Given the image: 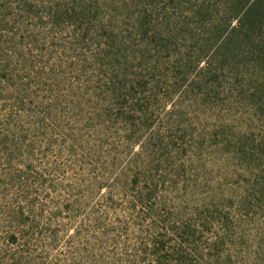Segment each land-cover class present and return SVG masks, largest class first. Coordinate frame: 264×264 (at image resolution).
<instances>
[{
	"label": "trees",
	"instance_id": "trees-1",
	"mask_svg": "<svg viewBox=\"0 0 264 264\" xmlns=\"http://www.w3.org/2000/svg\"><path fill=\"white\" fill-rule=\"evenodd\" d=\"M0 264H264V0H0Z\"/></svg>",
	"mask_w": 264,
	"mask_h": 264
}]
</instances>
